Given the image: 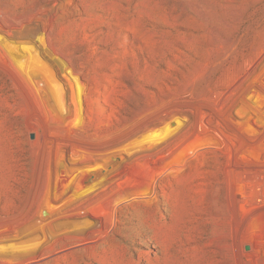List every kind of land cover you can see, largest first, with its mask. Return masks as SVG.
<instances>
[{
  "label": "rangeland",
  "instance_id": "374dc122",
  "mask_svg": "<svg viewBox=\"0 0 264 264\" xmlns=\"http://www.w3.org/2000/svg\"><path fill=\"white\" fill-rule=\"evenodd\" d=\"M0 264H264V0H0Z\"/></svg>",
  "mask_w": 264,
  "mask_h": 264
}]
</instances>
